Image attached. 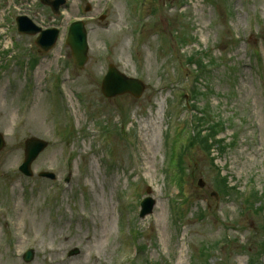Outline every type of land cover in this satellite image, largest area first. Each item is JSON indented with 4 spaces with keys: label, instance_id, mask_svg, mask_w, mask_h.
<instances>
[{
    "label": "rangeland",
    "instance_id": "1",
    "mask_svg": "<svg viewBox=\"0 0 264 264\" xmlns=\"http://www.w3.org/2000/svg\"><path fill=\"white\" fill-rule=\"evenodd\" d=\"M22 15L60 31L49 53L18 34ZM75 20L89 33L84 70L64 44ZM194 54L204 70L214 64L208 76ZM110 65L145 83L141 99L103 96ZM195 113L222 122L210 154L189 144ZM0 134V264H122L133 243L141 263L264 264V0H67L60 16L38 0H0ZM30 138L49 146L27 178Z\"/></svg>",
    "mask_w": 264,
    "mask_h": 264
},
{
    "label": "water",
    "instance_id": "2",
    "mask_svg": "<svg viewBox=\"0 0 264 264\" xmlns=\"http://www.w3.org/2000/svg\"><path fill=\"white\" fill-rule=\"evenodd\" d=\"M64 2V0H57L52 4L54 8L57 9L61 4H64ZM19 21V30L21 33L34 35L41 32V36L37 41V46L40 48L41 52H48L53 48L59 34L57 30L42 31L26 18H21ZM87 36L85 24L82 21H78L71 26L67 39V44L72 50L74 62L80 69H83L88 61L89 47ZM143 91L144 85L140 81L126 77L114 67L110 68V72L103 83V93L107 98L116 97L126 93H131L136 98H140ZM3 146L4 143L0 137V150ZM45 147V143L36 139H31L26 142V162L21 168L23 172L30 174V164ZM153 205L154 202L152 199L145 200L143 203L142 217L152 212L151 209ZM30 259L31 254H28L27 260Z\"/></svg>",
    "mask_w": 264,
    "mask_h": 264
},
{
    "label": "trees",
    "instance_id": "3",
    "mask_svg": "<svg viewBox=\"0 0 264 264\" xmlns=\"http://www.w3.org/2000/svg\"><path fill=\"white\" fill-rule=\"evenodd\" d=\"M221 122L219 123H212L211 119L208 115H203L199 119L198 125L202 126V128L197 127L195 130V137L192 139L194 145H198L199 148L207 153H210L212 149V145L210 141L214 144H220V141L215 140V138L219 135L221 128ZM205 133V134H204ZM255 205H252L251 208H254ZM259 209H256V213L258 214Z\"/></svg>",
    "mask_w": 264,
    "mask_h": 264
}]
</instances>
